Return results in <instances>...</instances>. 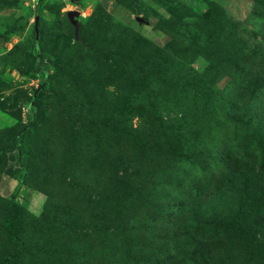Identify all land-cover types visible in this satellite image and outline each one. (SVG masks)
I'll return each instance as SVG.
<instances>
[{
	"label": "rangeland",
	"instance_id": "rangeland-1",
	"mask_svg": "<svg viewBox=\"0 0 264 264\" xmlns=\"http://www.w3.org/2000/svg\"><path fill=\"white\" fill-rule=\"evenodd\" d=\"M38 2L0 0V264H264V0Z\"/></svg>",
	"mask_w": 264,
	"mask_h": 264
},
{
	"label": "trees",
	"instance_id": "trees-1",
	"mask_svg": "<svg viewBox=\"0 0 264 264\" xmlns=\"http://www.w3.org/2000/svg\"><path fill=\"white\" fill-rule=\"evenodd\" d=\"M42 1L43 0H39L38 4H41ZM46 84H47V82L44 80L41 87L45 88ZM34 106L35 105L31 102L32 112H34V110H35ZM25 127L27 128V126H25ZM17 141L19 143H21L23 141V131H21L18 134ZM21 183H22V181L19 182V184H21ZM13 202H14V197H13V193H12V196L6 205L5 214H4L3 223H2L3 229H4V232L7 234V236L13 238L17 243L23 244V240L21 238H19V236L15 233V231L12 228V219L10 216V211H11L10 208H11V205L13 204ZM209 247L212 248V246H209ZM208 253L210 256L212 255V253L210 251ZM219 262H220V260H219ZM219 262H217V264H219ZM211 264H214V263H211Z\"/></svg>",
	"mask_w": 264,
	"mask_h": 264
},
{
	"label": "water",
	"instance_id": "water-1",
	"mask_svg": "<svg viewBox=\"0 0 264 264\" xmlns=\"http://www.w3.org/2000/svg\"><path fill=\"white\" fill-rule=\"evenodd\" d=\"M79 15V11L78 10H70L67 12V16L69 18V20L71 21L72 24H74L76 26V34H78V24L75 20V17Z\"/></svg>",
	"mask_w": 264,
	"mask_h": 264
}]
</instances>
